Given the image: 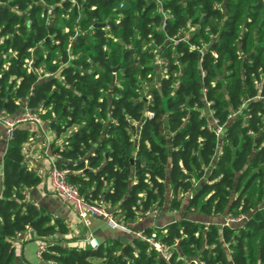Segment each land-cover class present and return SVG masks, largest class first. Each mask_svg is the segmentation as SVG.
Segmentation results:
<instances>
[{"label": "trees", "instance_id": "obj_1", "mask_svg": "<svg viewBox=\"0 0 264 264\" xmlns=\"http://www.w3.org/2000/svg\"><path fill=\"white\" fill-rule=\"evenodd\" d=\"M25 108L66 179L166 257L133 232L71 243L27 198L28 129L1 122ZM0 138V264L27 227L53 264H264V0H0ZM152 208L169 219L139 224Z\"/></svg>", "mask_w": 264, "mask_h": 264}, {"label": "crops", "instance_id": "obj_2", "mask_svg": "<svg viewBox=\"0 0 264 264\" xmlns=\"http://www.w3.org/2000/svg\"><path fill=\"white\" fill-rule=\"evenodd\" d=\"M21 126L28 129L27 139L23 142V161L28 168L35 170L36 167H48L52 156L48 154V145L54 139L41 121L40 124L24 122ZM4 138H0V180L2 176V154L5 147ZM41 157H35L36 154ZM26 155V157H24ZM40 177V176H39ZM27 198L36 205L43 207L50 214L61 217L67 224V236H76L77 239L71 243H82L80 238L91 234L97 241L105 240L109 237H123L122 231L108 226L101 216H89L87 223H83L72 209L71 204L52 192L48 180L40 177L38 183L29 188ZM169 219L164 213H157L150 217L147 222H140L143 225H161ZM37 240L32 237L30 230H24L14 241V262L15 264H49L48 260H42L35 255Z\"/></svg>", "mask_w": 264, "mask_h": 264}, {"label": "built area", "instance_id": "obj_3", "mask_svg": "<svg viewBox=\"0 0 264 264\" xmlns=\"http://www.w3.org/2000/svg\"><path fill=\"white\" fill-rule=\"evenodd\" d=\"M3 133L6 138H9L12 134V129L18 123L32 122L34 124H40L39 116L28 109H23L19 114L13 117L3 116L1 118ZM218 130V129H217ZM53 135L52 129L49 130ZM26 157V155H24ZM35 157H41L40 153L36 154ZM36 173L48 180L49 186L53 193L59 195L62 199L68 201L75 214L83 222L87 223L89 216H101L104 218L106 224L112 228H116L122 232L129 233L133 232L136 236L145 239L150 243L155 249L159 251L161 255L166 257L168 251L157 239L151 235H146L142 230H132L130 222H124L119 217L114 215L112 212L107 211L98 201L87 200L77 189V187L68 181L65 176V170L54 166L52 163L48 167L38 166L35 168ZM145 214L150 217H154L157 214V209L152 208L145 211ZM232 220V218H229ZM25 230H31L27 227ZM21 233H17V237ZM16 237V238H17ZM82 243H87L91 247L98 244V241L91 234H86L84 238L81 239ZM44 244L42 241L37 240L35 255L39 257L40 252L43 250ZM49 264H53L52 260H48Z\"/></svg>", "mask_w": 264, "mask_h": 264}]
</instances>
